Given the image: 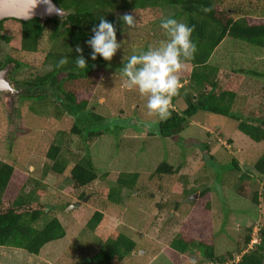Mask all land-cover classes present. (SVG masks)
I'll return each instance as SVG.
<instances>
[{"label":"rangeland","instance_id":"obj_1","mask_svg":"<svg viewBox=\"0 0 264 264\" xmlns=\"http://www.w3.org/2000/svg\"><path fill=\"white\" fill-rule=\"evenodd\" d=\"M162 11L161 19L139 28H130L120 19L128 12L117 14V40L122 47L114 56L112 67L88 79L96 82L89 107L105 118L102 127L105 134L91 141L88 148L80 137L70 135L77 115L67 110L59 118L55 115V108L64 104L57 100L69 104L58 84H49L44 91L35 92L50 97L52 104L48 106L27 99L29 96L21 88L24 82L52 71L53 66L42 60V52H17L0 40V60L12 57L21 63L12 72L13 88L8 93H0V161L16 168L20 177L14 182L18 188L22 186L19 181L23 177L24 181L31 180L28 192L32 188L43 191L37 199L57 215L67 231L64 239L46 245L37 256L9 246L0 247V264H81L84 258L98 252L96 234L104 232H123L136 242V251L121 264H176L166 251L193 209V203L206 189L211 191L210 225L217 254L235 253L239 239L250 228L252 239L243 253L260 243L259 233L264 230V183H254L263 195L259 205H255L236 194L233 185L240 176L238 171L222 166L234 157L241 169L250 168L264 154V141L251 140L238 129L235 120L205 111L189 119L185 131L179 135L176 133L166 139L160 135L151 136L159 131L158 116L148 115L147 98L138 90H129L124 78L118 75L129 57L168 39L160 28L162 19L172 17L186 23L180 7L167 6ZM48 37L47 34L45 39ZM45 39L42 40L44 52L56 47L65 50V41L54 45L49 41L47 44ZM210 62L224 69H254L264 74V51L230 38L220 45ZM66 77L63 74L60 80ZM87 83L77 81L68 88L75 86L83 93L88 88ZM243 83L233 113L244 120L264 117V77L247 76ZM186 84L187 81L183 87H187ZM186 87H181L175 106L171 102V108L179 113L186 109L183 99L189 92ZM115 126L123 128L114 132ZM53 143L64 149L67 147L72 154L63 151V155L72 160V164L85 156L92 159L98 179L85 189L86 201H80L77 194L70 191L67 172L58 174L49 170L51 162L46 155ZM205 144L209 145V150ZM164 162L177 172L156 176L155 170ZM109 172L138 173L137 190H122L119 203L105 199L101 193L116 187L114 181L104 178ZM184 189L197 192L186 198L182 194ZM176 204L179 205L177 210L174 209ZM97 211L104 213L106 219L98 232L92 234L87 224ZM185 256L187 261L183 264L200 259L196 251Z\"/></svg>","mask_w":264,"mask_h":264},{"label":"trees","instance_id":"obj_2","mask_svg":"<svg viewBox=\"0 0 264 264\" xmlns=\"http://www.w3.org/2000/svg\"><path fill=\"white\" fill-rule=\"evenodd\" d=\"M53 1L66 12L64 18L29 21L6 19L0 23V40L17 52L33 54L42 52L40 54L43 56L42 60L46 65L53 66L52 71L24 82L21 88L29 96L26 97L27 99L37 100L48 106L52 104L50 97L46 94L36 95L35 92L36 90L44 91L49 84L52 86L58 84L59 91L64 93L69 104H65L62 99L57 100L64 104L55 108V115L59 118L64 115L65 110L77 115L70 135L80 137L86 143L87 148L90 147L91 141L99 140L105 134L102 128L105 118L96 114L89 107L96 82L93 79H88L92 74L103 73L112 67L114 60L105 61L99 56L95 61L91 59L92 49L86 42L93 36L92 28L98 25L100 18L103 17L114 24L118 38L116 24L118 13L133 14L139 23L137 27L139 28L161 19L162 9L167 6L180 7L186 23L189 26H195L192 39L197 44L198 51L194 59L185 64V68L180 74L182 89L186 87H183V84L187 81L186 88L189 90L183 96L186 109L179 113L171 108L170 118L158 121V134L150 135H160L164 139L173 137L176 133L179 135L185 131L189 119L195 117L198 112L205 111L235 120L238 122V129L251 140L257 143L264 141L263 116L244 120L239 119L233 113V107L236 105L246 77H264V74L254 69L246 71L243 68L236 69L234 67L224 69L210 64L215 52L228 38L264 51V0H242V2H240L241 0ZM204 7H211L212 11L205 13L202 11ZM47 34L49 37L45 39ZM44 39L47 44L53 42L54 45H58L61 40L65 41V50L56 47L44 52L46 51L42 44ZM77 45L83 49V55L88 62L87 69L75 66L74 60L79 55L75 51ZM70 49H72L71 52ZM64 56L69 57V63L60 68L55 67L56 62ZM9 65L13 66L12 73L21 63L12 57H8L5 61L0 60L1 71ZM63 74H66L67 77L60 80ZM118 75L121 76L120 71ZM81 80L89 82L87 83L88 88H85L83 93L78 92L75 86L74 89L68 88L69 85ZM92 82L95 83L92 84ZM182 89L180 88V90ZM34 94V97H30ZM177 96L172 99L174 106ZM56 99H58L57 96ZM120 127L115 126L114 132L123 128ZM208 144L205 146L209 150ZM63 151L66 154H72L67 147L64 149L54 143L50 146L46 155L47 160L51 162L49 170L58 174L67 172L71 182L70 191L77 194L80 201H86L85 189L98 179L95 165L88 156L72 164V160L65 157ZM222 167L227 170H236L240 174L236 185H233L236 188V194L259 205L260 196L263 197V195L257 191L254 183L257 181L264 183V154L250 168L241 169L234 157L229 164ZM176 172L177 170L172 165L164 162L157 167L154 174L163 176ZM17 173L13 165L0 161V247L9 246L37 256L46 245L64 239L67 236V231L57 215H54L47 205L37 199L43 191H38L36 188L27 191L28 182L31 180L24 181L22 177L19 181L22 186L18 188L14 182L15 178L18 180L20 177ZM139 177L138 173H106L104 178L114 181L116 187L104 190L101 196L111 202L119 203L122 190H137ZM194 192L197 190L193 192L182 190V194L186 198ZM210 195V189L202 190L199 194V199L193 203V209L181 224L178 234L166 251L167 255L176 264L186 262L185 255L194 251L200 256L197 264H264V230L259 233L260 243L255 245L252 250L243 253L252 239V229L250 228L247 234L239 239L240 242L235 253L217 254L213 229L210 225L212 214ZM159 207L162 209V206ZM178 208L179 205L176 204L174 209ZM105 219L104 213L95 212L87 224L89 231L96 234ZM96 235L95 249L98 252L91 257L84 258L81 264H121L137 249L136 242L123 232L111 234L104 232V234ZM237 257L239 260H236Z\"/></svg>","mask_w":264,"mask_h":264},{"label":"clouds","instance_id":"obj_3","mask_svg":"<svg viewBox=\"0 0 264 264\" xmlns=\"http://www.w3.org/2000/svg\"><path fill=\"white\" fill-rule=\"evenodd\" d=\"M37 3L38 0H32V7H36ZM202 11L208 13L212 8L204 7ZM120 19L130 28L139 26L133 14L126 13ZM160 28L166 32L168 39L161 41L157 47H149L146 52L142 51L129 57L120 74L129 90H138L147 98L148 115L158 116L159 121H164L170 118L172 99L179 94L182 87L180 74L186 62L194 59L198 48L192 39L194 25L189 26L168 17L161 20ZM92 32L93 36L86 42L92 49L91 59L95 61L99 56L105 61H111L122 47L117 40L114 24L101 17ZM75 51L79 54L74 60L75 66L87 69L88 62L83 55V49L77 45ZM68 63L69 57L64 56L56 62L55 67L60 68ZM239 257L236 260H239ZM191 264H197L196 260L193 259Z\"/></svg>","mask_w":264,"mask_h":264},{"label":"water","instance_id":"obj_4","mask_svg":"<svg viewBox=\"0 0 264 264\" xmlns=\"http://www.w3.org/2000/svg\"><path fill=\"white\" fill-rule=\"evenodd\" d=\"M65 15L66 12L53 0H38L37 6L34 8L32 7V0H0V22L6 19L46 20L56 17L64 18ZM9 71L10 66L0 71V93L11 88V83L7 80Z\"/></svg>","mask_w":264,"mask_h":264},{"label":"flooded vegetation","instance_id":"obj_5","mask_svg":"<svg viewBox=\"0 0 264 264\" xmlns=\"http://www.w3.org/2000/svg\"><path fill=\"white\" fill-rule=\"evenodd\" d=\"M0 23H1V22H0ZM9 66H10V71H9V73H8V75H7V80L10 81V83H11V88H9L8 90L4 91L3 93H8V91H10V90L13 88V86H14V85H13V82H14V81H12V77H11V76H12V73H11L12 65H9ZM9 66H7V67H9ZM7 67H6V68H7ZM4 69H5V68H4ZM4 69H3V70H4ZM0 71H1V70H0ZM18 89H20V88L18 87Z\"/></svg>","mask_w":264,"mask_h":264}]
</instances>
